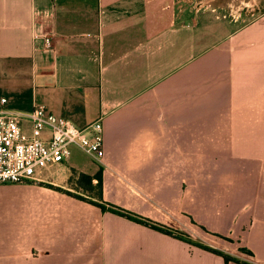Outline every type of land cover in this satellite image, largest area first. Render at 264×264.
<instances>
[{
  "label": "crops",
  "instance_id": "crops-1",
  "mask_svg": "<svg viewBox=\"0 0 264 264\" xmlns=\"http://www.w3.org/2000/svg\"><path fill=\"white\" fill-rule=\"evenodd\" d=\"M194 2L0 0V109L105 136L102 161L0 183V264H264V12ZM101 168L106 200L241 262L57 188Z\"/></svg>",
  "mask_w": 264,
  "mask_h": 264
},
{
  "label": "built area",
  "instance_id": "built-area-1",
  "mask_svg": "<svg viewBox=\"0 0 264 264\" xmlns=\"http://www.w3.org/2000/svg\"><path fill=\"white\" fill-rule=\"evenodd\" d=\"M47 45L51 39L47 37ZM3 102L7 101L4 97ZM104 123L99 118L80 127L55 113L47 103L33 108L0 109V183L45 180V172L62 166L75 145L95 161L104 157Z\"/></svg>",
  "mask_w": 264,
  "mask_h": 264
},
{
  "label": "rangeland",
  "instance_id": "rangeland-1",
  "mask_svg": "<svg viewBox=\"0 0 264 264\" xmlns=\"http://www.w3.org/2000/svg\"><path fill=\"white\" fill-rule=\"evenodd\" d=\"M194 3L196 5V8H202V9L206 8L207 10H215L217 13L224 12L230 16H232V15L236 16L238 12H243V14L239 16V20L241 22H248L251 20H255V19L261 17L262 13L264 12V0H195ZM71 150H72L71 161L73 163L84 164L87 161V159L94 160L90 155H88L87 153H85L83 150H81L80 148H78L75 145L71 146ZM80 173L81 172H79V171H74V172H72V174H69V180H68L67 188H63L64 190H62V191L66 192L65 190H70V191H73L74 193H82L83 195H85L87 197L96 196L98 193V188H88V185L84 184L81 181ZM66 193H68V192H66ZM69 195H72V194H69ZM72 196H74V195H72ZM83 201L89 202L87 200H83ZM106 201L113 203L109 200H106ZM89 203H91V202H89ZM113 204H115V203H113ZM116 205H118V204H116ZM120 207H122V206H120ZM107 211H109V210H107ZM142 216H144V215H142ZM123 217H125V216H123ZM145 217H147V216H145ZM147 218H149L155 222H158V221H156L150 217H147ZM158 223H160V222H158ZM161 224H163V223H161ZM169 227H171V226H169ZM94 228L95 227L92 226L91 224L85 225L84 226V233H90L93 231ZM172 228H174V227H172ZM178 230L179 229H177V231ZM179 231L181 233L187 234L186 232H184L182 230H179ZM165 234H167V233H165ZM168 235L173 236V237H177V236L171 235V234H168ZM83 237H84V239L81 240V242H84L83 243L84 245H87L88 243H90V238H89L90 236L85 234V235H83ZM180 239H182V238H180ZM186 239L187 240L184 239V241L191 243V244H193V241L197 242V240H194V239L192 240V239H189L188 237H186Z\"/></svg>",
  "mask_w": 264,
  "mask_h": 264
},
{
  "label": "trees",
  "instance_id": "trees-1",
  "mask_svg": "<svg viewBox=\"0 0 264 264\" xmlns=\"http://www.w3.org/2000/svg\"><path fill=\"white\" fill-rule=\"evenodd\" d=\"M80 176H81V181L84 184L88 185V188H98L97 195L94 196V197H87V196L83 195L82 193H74L73 191H70V190H65L66 192H68L69 194L74 195L76 198H79V199H82V200H87V201H89V202L101 207L104 211L109 210V211H111L113 213L125 216L128 219L133 220L135 222H138V223L144 224L146 226L152 227V228H154L156 230H159V231L167 233V234L175 235V236H177L179 238H182V239H185V240H187L186 237H188L189 239H192L187 234L181 233L179 230L177 231V229H175V228H172V227H169L167 225L155 222V221H153V220H151V219H149V218H147L145 216H142L140 214H137L135 212L127 210V209H125L123 207H120V206H118L116 204L107 202L104 199V196H103V168H101L98 171V173L95 174L94 176L86 174V173H83V172L80 173ZM94 178H96L98 180L97 183L93 182ZM57 188L59 190H64L61 187H57ZM193 243L198 245V246H201V247H203L205 249L211 250L213 252H216V253L222 255L225 258L226 263H229L231 260L237 261V262H241V260H239L237 257H235V256H233L231 254H228V253H226V252H224L222 250H219V249H216L214 247H211V246H209L207 244H204L202 242H199V241L194 242L193 241ZM242 249L247 251V252H250L251 254H253V252L251 250H249L248 248L243 247ZM243 264H255V263L243 262Z\"/></svg>",
  "mask_w": 264,
  "mask_h": 264
}]
</instances>
